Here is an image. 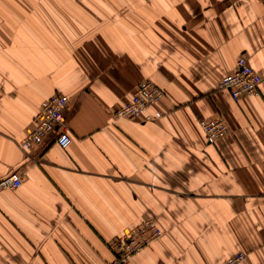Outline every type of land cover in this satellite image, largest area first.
Instances as JSON below:
<instances>
[{
    "label": "crops",
    "instance_id": "1",
    "mask_svg": "<svg viewBox=\"0 0 264 264\" xmlns=\"http://www.w3.org/2000/svg\"><path fill=\"white\" fill-rule=\"evenodd\" d=\"M240 57L259 97L218 90ZM155 122L116 120L138 84ZM69 98L72 144L19 148L43 102ZM230 134L210 143L202 120ZM0 264H111L109 243L154 218L129 264H264V0H0Z\"/></svg>",
    "mask_w": 264,
    "mask_h": 264
},
{
    "label": "built area",
    "instance_id": "2",
    "mask_svg": "<svg viewBox=\"0 0 264 264\" xmlns=\"http://www.w3.org/2000/svg\"><path fill=\"white\" fill-rule=\"evenodd\" d=\"M262 82V76L249 65L248 60L245 57H240L234 72L221 79L218 90L228 91L232 98L238 102L245 96L259 97ZM163 98L164 92L160 87L150 80L142 81L138 84L130 100L114 114V119L158 121L160 113L155 109ZM69 101L67 96L57 94L42 103L34 120V130L18 144L23 152H28L34 146L42 144L49 136H54L55 144L62 149H67L72 144L65 116ZM200 125L210 143L230 134L229 126L223 118L202 120ZM23 182V177L18 173L0 179V194L22 187ZM163 236L164 232L157 221L151 217L147 218L140 225L109 243L113 255L111 264H129L134 257L140 256L147 247ZM245 259L246 255L239 252L228 258L224 264H242Z\"/></svg>",
    "mask_w": 264,
    "mask_h": 264
}]
</instances>
